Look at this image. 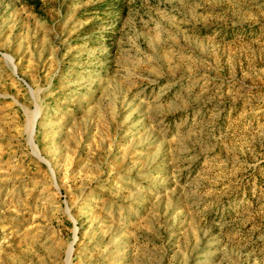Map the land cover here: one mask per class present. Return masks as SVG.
Listing matches in <instances>:
<instances>
[{
  "label": "rangeland",
  "instance_id": "rangeland-1",
  "mask_svg": "<svg viewBox=\"0 0 264 264\" xmlns=\"http://www.w3.org/2000/svg\"><path fill=\"white\" fill-rule=\"evenodd\" d=\"M70 248L264 264V0H0V264Z\"/></svg>",
  "mask_w": 264,
  "mask_h": 264
},
{
  "label": "bare ground",
  "instance_id": "bare-ground-1",
  "mask_svg": "<svg viewBox=\"0 0 264 264\" xmlns=\"http://www.w3.org/2000/svg\"><path fill=\"white\" fill-rule=\"evenodd\" d=\"M32 126H33V124H32ZM71 254H72V249L70 248L69 251L67 252V257H66V260H65L66 264H70Z\"/></svg>",
  "mask_w": 264,
  "mask_h": 264
},
{
  "label": "water",
  "instance_id": "water-1",
  "mask_svg": "<svg viewBox=\"0 0 264 264\" xmlns=\"http://www.w3.org/2000/svg\"><path fill=\"white\" fill-rule=\"evenodd\" d=\"M36 120V119H35ZM47 166H48V164L47 163H45ZM75 233H76V230L74 229V233H73V237H72V244H74V241H75Z\"/></svg>",
  "mask_w": 264,
  "mask_h": 264
}]
</instances>
